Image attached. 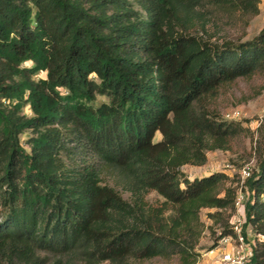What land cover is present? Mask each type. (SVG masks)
<instances>
[{"label": "trees", "instance_id": "trees-1", "mask_svg": "<svg viewBox=\"0 0 264 264\" xmlns=\"http://www.w3.org/2000/svg\"><path fill=\"white\" fill-rule=\"evenodd\" d=\"M258 15L259 0H0V264H192L203 209L215 242L230 235L228 175L184 169L252 136L219 101L240 79L259 83L238 103L264 91V27L243 40ZM255 158L264 264V135Z\"/></svg>", "mask_w": 264, "mask_h": 264}, {"label": "rangeland", "instance_id": "rangeland-1", "mask_svg": "<svg viewBox=\"0 0 264 264\" xmlns=\"http://www.w3.org/2000/svg\"><path fill=\"white\" fill-rule=\"evenodd\" d=\"M264 27V10L259 8V15L252 19L246 28V34L243 40H249L254 37ZM231 35H236V32H229ZM29 65V64H28ZM259 83L258 79L243 80L240 79L235 87L230 89L229 93L224 97H221L219 101V111L224 117L228 115L232 117L235 112H239V118L236 121L243 122V126L248 128L252 132V136L243 139V148L236 153L229 152H210L208 154L207 162L202 169H190L185 168L189 177L199 176L201 172H225L230 176L232 186L237 181V175L233 170L239 169L242 165L249 163L255 158L256 140L260 135H264V130L260 131L261 123L264 118V91L256 98L247 101L246 103H238V100L242 95H249L252 88L256 87ZM106 99H99V101H105ZM29 114L28 108L25 109ZM229 120V119H228ZM29 138V134L26 133L21 137V142L25 148H27L26 141ZM160 136L157 134L155 141H158ZM225 165L232 166L233 170L225 168ZM109 184L112 183L109 181ZM121 192L124 199H129V194ZM146 199L150 203L158 201V196L151 192L146 196ZM213 209H203L200 212V219L204 224L203 232L199 238L198 244L193 250L195 256L192 264H208L206 253L208 249L215 243V238L218 236L220 229L218 226H214L213 221L209 218V214L213 213ZM108 264V263H101ZM133 264H181L177 257L171 259L155 258L143 262H135Z\"/></svg>", "mask_w": 264, "mask_h": 264}, {"label": "built area", "instance_id": "built-area-1", "mask_svg": "<svg viewBox=\"0 0 264 264\" xmlns=\"http://www.w3.org/2000/svg\"><path fill=\"white\" fill-rule=\"evenodd\" d=\"M224 118L236 120L239 118V112H235L232 117L225 115ZM255 166L254 160L236 170H233L230 165H225V168L233 170L237 175V181L233 186L236 189L234 208L228 220L230 235L217 240L213 244L214 246L207 251L205 256H207L208 264H250L257 240L263 239L261 235L253 231L246 221L249 191L245 182L251 177ZM228 177L230 178L229 175Z\"/></svg>", "mask_w": 264, "mask_h": 264}, {"label": "crops", "instance_id": "crops-1", "mask_svg": "<svg viewBox=\"0 0 264 264\" xmlns=\"http://www.w3.org/2000/svg\"><path fill=\"white\" fill-rule=\"evenodd\" d=\"M259 8L261 9V10H264V0H259ZM210 153V152H209ZM207 158H208V154H207ZM185 168H190L191 170L192 169H202L203 168V166L202 167H185ZM184 172H186L185 171V169H184ZM213 172H217V171H211V172H201V174L199 175V176H193V177H190L191 179L192 178H195V177H201V176H206V175H208V174H211V173H213ZM187 173V172H186ZM188 174V173H187Z\"/></svg>", "mask_w": 264, "mask_h": 264}]
</instances>
